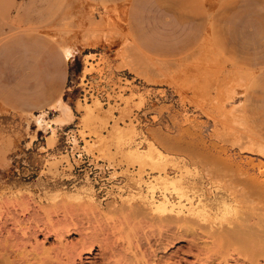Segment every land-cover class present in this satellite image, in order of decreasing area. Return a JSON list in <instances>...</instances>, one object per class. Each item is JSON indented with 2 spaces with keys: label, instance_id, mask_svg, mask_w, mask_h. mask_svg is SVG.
Here are the masks:
<instances>
[{
  "label": "rangeland",
  "instance_id": "374dc122",
  "mask_svg": "<svg viewBox=\"0 0 264 264\" xmlns=\"http://www.w3.org/2000/svg\"><path fill=\"white\" fill-rule=\"evenodd\" d=\"M192 8L205 17L195 46L162 60L133 45L117 0H0V42L44 33L66 54L67 77L83 66L80 78L92 71L109 88L100 100L109 103L86 102L66 81L35 110L0 96V259L144 264L153 252V264H242L260 246L213 236L184 214L220 191L231 216L264 221V0ZM156 206L182 219L164 224Z\"/></svg>",
  "mask_w": 264,
  "mask_h": 264
},
{
  "label": "crops",
  "instance_id": "0c3cea01",
  "mask_svg": "<svg viewBox=\"0 0 264 264\" xmlns=\"http://www.w3.org/2000/svg\"><path fill=\"white\" fill-rule=\"evenodd\" d=\"M117 1L126 13L124 29L130 32L133 45L148 57L183 60L182 52L194 47L202 33L205 17L192 8L196 0ZM41 8L20 5L18 13L28 15L36 9L40 14ZM90 54L94 53H84L83 59ZM66 57L44 33L20 32L2 40L0 96L27 110L42 107L49 95L66 82Z\"/></svg>",
  "mask_w": 264,
  "mask_h": 264
},
{
  "label": "bare ground",
  "instance_id": "6f19581e",
  "mask_svg": "<svg viewBox=\"0 0 264 264\" xmlns=\"http://www.w3.org/2000/svg\"><path fill=\"white\" fill-rule=\"evenodd\" d=\"M69 49V48H68ZM93 60L94 58H88L87 60L90 62V63H92L91 62V60ZM89 63H87L86 64V66H87V68H89ZM83 72V66H81V73ZM85 73H87V71H85ZM84 74V73H83ZM113 95V94H112ZM112 95H111V101L113 100V97H112ZM97 99L95 96L93 97H90L89 99H86V98H80L82 101H86V102H90L91 100H93V99ZM99 100V99H98ZM100 101V100H99ZM110 101V102H111ZM101 102V101H100ZM102 104H107V103H109V101L108 102H101ZM65 111H66V113L67 114H69V115H67L66 113H65V115H67V116H71L70 114L72 113L71 112V109L70 108H65ZM91 115V114H90ZM66 117V116H65ZM256 184V183H255ZM227 187V186H226ZM255 187V186H254ZM259 188H261V187H259ZM263 188V187H262ZM212 190V189H211ZM206 192V191H205ZM242 192V191H241ZM231 193H233V192H231ZM236 193H237V191H236ZM218 194H221L220 193V191H215V193H213L212 195H210L209 194V198H208V200L207 201H205V203L203 202V204L204 205H202L201 207H204V209H202L200 212H198V213H193V216L192 215H188V213H185V212H183V213H185L184 215H186V217H188L187 219H189V220H191V221H193V223H195V224H197L201 229H203V228H205V229H208L209 230V233L210 234H212L213 236H219L218 238H220L221 237V239L222 238H226V235H229V239H230V237H232V238H237V237H244V238H242V239H245V240H251V241H253V242H255L256 244H258V245H260V246H256L257 248L256 249H258L259 248V251H257L256 249H252L251 250V252H250V246H249V250H247V248L246 247H244V248H246V249H244V248H241V249H244V250H247L248 251V253H246V254H244V252H243V254L245 255H241L245 260L244 261H246V259H247V261L246 262H248V261H250L251 259L250 258H248V257H250V255L251 256H253L252 254H253V252L254 251H257L256 253H258V255H257V257L259 256V257H261L262 256V252H264L263 250H264V221H262V223L259 221V220H257V221H255L254 223L253 222H251L250 224H249V218L250 217H248L247 218V214H246V216L244 217V216H242V218H238V217H240V216H238L237 217V214L239 213H236V216L235 215H233V216H231V207H230V205H229V203H227V201H225V200H221V199H219V200H221V201H219V202H217V195ZM238 194V193H237ZM244 194V193H243ZM220 196V195H219ZM229 196V195H228ZM222 197V196H221ZM237 198V197H236ZM204 200V199H203ZM201 205V204H200ZM235 207V206H234ZM237 209V208H236ZM196 210V209H195ZM150 211H155L156 212V215L155 214H151V215H155V217H157V218H159L158 220L159 221H163L164 222V224H169V222L173 219V218H177V219H182L181 218V216H183V214H182V212L180 213V212H178V211H176V212H174L173 210H171V209H168V208H164V207H157L156 206V208H155V210H152V207L150 208ZM257 212V211H256ZM216 216V218L217 217H219L220 215H221V213H225L224 215L225 216H223L224 218H219V220H218V222H214V220H217V219H215V217L213 218V214ZM233 213H234V210H233ZM246 213V212H245ZM260 213V212H259ZM213 215L212 216V220H211V218H210V215ZM223 215V214H222ZM226 215L227 216H229V217H226ZM245 215V214H244ZM253 216V215H252ZM151 218V217H150ZM247 218V219H246ZM176 219V220H177ZM263 220V219H262ZM152 221V220H151ZM249 221V222H248ZM181 223V222H180ZM168 226V225H167ZM192 227V226H191ZM253 227V228H252ZM193 228V227H192ZM195 228V227H194ZM195 229H197V228H195ZM222 236H225V237H222ZM210 238V237H209ZM212 238V237H211ZM228 238V237H227ZM237 239H239V238H237ZM161 240V239H160ZM168 240V239H167ZM4 241V240H3ZM218 241V240H217ZM232 241H234V240H232ZM241 241V240H240ZM244 241V240H243ZM247 241V242H248ZM162 242V241H161ZM216 242V241H215ZM214 242V243H215ZM222 242H223V240H222ZM245 242V241H244ZM160 243V242H159ZM216 243H219V242H216ZM246 243V242H245ZM249 243H251V242H249ZM146 244H149V242L147 241L146 242ZM161 244V243H160ZM208 244V243H207ZM213 244V243H212ZM231 244V243H230ZM244 244V243H243ZM1 245V244H0ZM215 245V244H214ZM220 245H221V242H220ZM225 244H222V248L223 247H225L224 246ZM229 245V244H228ZM2 246V245H1ZM138 246H141L140 244L138 245ZM137 246V247H138ZM207 246V245H206ZM234 246V245H233ZM244 246V245H243ZM248 246V245H247ZM252 246V245H251ZM147 247H151V245H148ZM235 247V246H234ZM237 247V246H236ZM235 247V248H236ZM238 247H240V246H238ZM253 247V246H252ZM166 248V247H165ZM199 248V247H198ZM232 248V247H231ZM1 249L3 250L4 248H3V246H2V248H0V251H1ZM78 249V248H77ZM84 249V248H83ZM151 249V248H150ZM149 249V250H150ZM230 249V248H229ZM239 249V248H238ZM5 250V249H4ZM3 250V253L5 252ZM154 250V249H153ZM241 251V250H240ZM246 251V252H247ZM253 251V252H252ZM260 251H262V252H260ZM44 252V251H43ZM76 252V251H75ZM132 252V251H131ZM152 252V251H151ZM220 252V251H219ZM2 253V251H1V253H0V255H2L3 254ZM133 253V252H132ZM252 253V254H251ZM255 253V252H254ZM255 253V254H256ZM261 253V256L259 255ZM18 254V253H17ZM44 254V253H43ZM68 254V253H67ZM239 254V253H238ZM241 254V253H240ZM264 254V253H263ZM3 255H5V254H3ZM74 255H76V254H74ZM101 255V254H100ZM115 255H117V253H115L114 254V257H115ZM122 255V254H121ZM136 255V254H135ZM142 255V254H141ZM152 255H153V259L151 258L152 257ZM152 255H150L149 256V263L150 264H153V262H155V261H153L155 258V256H154V253L152 252ZM79 256V255H78ZM112 256V255H111ZM143 257L142 258H144V256H146V255H142ZM247 256V257H246ZM254 256H256V255H254ZM3 257L4 256H2L1 257V259H3ZM21 257V256H20ZM75 257V256H74ZM79 257H81V256H79ZM102 257V256H101ZM113 257V258H114ZM128 257V256H127ZM130 257V256H129ZM135 257H137V256H135ZM148 257V256H147ZM246 257V258H245ZM262 257H264V255L262 256ZM71 258V257H70ZM108 258H109V256H108ZM141 258V257H140ZM150 258H151V260H150ZM1 259H0V261H1ZM6 259V258H5ZM15 259H16V257H15ZM43 259V258H42ZM102 259V258H101ZM255 260V258L253 257L252 258V260ZM259 259V258H258ZM4 260V259H3ZM12 260V259H11ZM19 260V259H18ZM71 260H72V258H71ZM104 260V259H103ZM205 260V259H204ZM211 260V259H210ZM251 260V261H252ZM5 261V260H4ZM12 261H14V260H12ZM80 262H79V264H83L82 262H81V258H80V260H79ZM99 261H101V260H99ZM135 261V260H134ZM145 263L144 264H149V263H146V261H147V259H144L143 260ZM151 261H153L152 263H151ZM209 261V260H208ZM237 261V260H236ZM243 260H242V262L243 263H245ZM256 261V262H255ZM255 261H252L253 263L252 264H254V262H255V264H259V263H257L258 261H257V259L255 260ZM26 262V261H25ZM29 262V261H28ZM141 262V261H140ZM157 263L159 262V260L158 261H156ZM207 262V261H206ZM232 262V261H231ZM240 263H241V261H239ZM12 262H10V264H11ZM51 263V262H50ZM92 263V262H91ZM124 263V262H123ZM164 263H166V262H164ZM163 263V264H164ZM242 263V264H243ZM0 264H2V261L0 262ZM4 264H9V262H7V261H5L4 262ZM19 264V263H18ZM34 264V263H33ZM90 264V263H89ZM110 264V263H109ZM156 264V263H155ZM159 264H161V260H160V263ZM166 264H168V263H166ZM211 264H213V263H211ZM223 264H225V263H223ZM232 264V263H231ZM234 264H238V262H235L234 261ZM260 264H262V263H260Z\"/></svg>",
  "mask_w": 264,
  "mask_h": 264
},
{
  "label": "built area",
  "instance_id": "2783aa9c",
  "mask_svg": "<svg viewBox=\"0 0 264 264\" xmlns=\"http://www.w3.org/2000/svg\"><path fill=\"white\" fill-rule=\"evenodd\" d=\"M81 73V70L77 73L74 74V72H72V74H69L67 77V85L68 88L72 86L76 87L79 86V90L81 91V96L85 97L86 99H89L90 97H96L99 100H105L106 98V94L109 92V88L108 86H106L104 84V81L102 79V75L96 76L94 75V73L91 72H87L84 73L83 77L80 78V76L78 74ZM94 77L95 81L97 82L96 84L90 85L89 83H91L92 80L91 78ZM81 81L82 82V87L80 85H78V82ZM89 82V83H88ZM79 156H81V154H78Z\"/></svg>",
  "mask_w": 264,
  "mask_h": 264
}]
</instances>
